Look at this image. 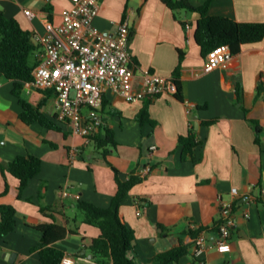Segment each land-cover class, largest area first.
I'll list each match as a JSON object with an SVG mask.
<instances>
[{
    "label": "crops",
    "instance_id": "0c3cea01",
    "mask_svg": "<svg viewBox=\"0 0 264 264\" xmlns=\"http://www.w3.org/2000/svg\"><path fill=\"white\" fill-rule=\"evenodd\" d=\"M189 1L198 8L209 0ZM71 7V0H0V12L31 36L44 35L46 21L59 26ZM26 10L33 13L31 18ZM208 15L264 23V0H212ZM126 18L137 73L148 70L174 77L183 55V101L163 95L127 103L108 91L99 133L111 132L116 145L99 149L59 123L54 94L30 83L24 84L21 98L40 106L58 130L23 123L15 82L0 75V206L16 210L15 230L0 240V264H42L34 251L42 236L36 228L52 221L69 231L54 247L75 264H97L84 240L98 238L100 231L86 225L85 217L78 220V201L108 208L116 192L115 171L127 181L148 166L151 173L120 209L123 223L135 236V264H152L158 254L180 242L188 246V255L179 264H195L197 237L191 234L202 230L209 244L219 240L222 201L233 207L231 236L224 251L207 250L203 264H264V40L243 46L228 71L206 73L207 55L195 39L199 13L172 10L162 0H101L94 25L113 36ZM146 106L151 124L142 125L137 117ZM191 133L199 145L192 156L184 157L179 140ZM20 156L39 158L41 170L19 195L18 180L2 167ZM232 189H237L236 195Z\"/></svg>",
    "mask_w": 264,
    "mask_h": 264
},
{
    "label": "built area",
    "instance_id": "2783aa9c",
    "mask_svg": "<svg viewBox=\"0 0 264 264\" xmlns=\"http://www.w3.org/2000/svg\"><path fill=\"white\" fill-rule=\"evenodd\" d=\"M71 2L72 7L62 14L59 26L46 21V33L31 36L37 51L30 84L38 91L52 92L57 102V121L90 142L104 125L100 112L108 91L127 103L175 96L176 78L160 77L148 70L135 71L130 55L133 32L127 18L119 24L115 35L108 36L94 25L101 0ZM25 14L33 16L30 10ZM186 29L190 30V26ZM233 57L228 45H219L207 54L204 70L206 73L228 71ZM150 150L155 151L156 147ZM151 171L148 166L137 176L144 178ZM236 193L237 189H232V194ZM260 196L264 200V189ZM220 212L219 240L209 244L204 235L194 240L195 264H203L201 257L209 249L224 251L227 248L234 225L232 204L222 201ZM61 264H75V261L64 257Z\"/></svg>",
    "mask_w": 264,
    "mask_h": 264
},
{
    "label": "trees",
    "instance_id": "16d2710c",
    "mask_svg": "<svg viewBox=\"0 0 264 264\" xmlns=\"http://www.w3.org/2000/svg\"><path fill=\"white\" fill-rule=\"evenodd\" d=\"M172 10H187L199 13L201 18L197 23L195 39L202 52L207 55L219 45H228L232 54L240 53L245 45L260 43L264 40V23H238L223 17H211L208 15L212 0L201 7H194L189 0H162ZM37 47L33 44L29 32L21 29L16 20L6 17L0 12V75L7 80L14 81V95L18 98L22 107L20 119L26 125L39 123L49 130H58L54 121L49 120L40 110V106L32 104L21 98L24 84L33 81L32 72L36 62H31ZM183 55H180V63L176 69L177 93L176 99L183 101L181 94L180 69ZM240 90L237 84V91ZM262 90H259V93ZM137 120L140 124H151L147 113V106L141 110ZM99 149L115 146L112 134L105 131L90 138ZM180 144L184 147V157L192 156L193 151L199 145L195 133L188 137L180 138ZM109 150H105L106 157ZM18 180L19 195L28 185L29 181L36 177L41 170V160L33 156L16 158L15 161L2 167ZM115 171V170H114ZM116 173V192L108 208H100L92 203L79 200L77 208L85 217L84 223L96 227L100 231L98 238L85 241L84 248L98 258L97 264H135L131 253L135 250V236L133 231L123 223L120 217V209L132 189L142 183L143 178L133 174L127 181L119 179ZM53 211L52 208L46 209ZM53 219L52 217H50ZM16 227V210L12 206H0V240L11 234ZM41 233V240L34 251L39 254L42 264H61L65 253L54 244L64 240L69 231L65 226L58 225L55 221L40 225L36 228ZM202 230L192 233L195 239ZM188 255V246L179 243L172 249L158 254L152 264H179Z\"/></svg>",
    "mask_w": 264,
    "mask_h": 264
},
{
    "label": "rangeland",
    "instance_id": "374dc122",
    "mask_svg": "<svg viewBox=\"0 0 264 264\" xmlns=\"http://www.w3.org/2000/svg\"><path fill=\"white\" fill-rule=\"evenodd\" d=\"M32 61H33V58L31 59V62H32ZM77 216H78V220H79V221H81V219L84 218L83 213H82L81 211H78V210H77Z\"/></svg>",
    "mask_w": 264,
    "mask_h": 264
},
{
    "label": "water",
    "instance_id": "95a60500",
    "mask_svg": "<svg viewBox=\"0 0 264 264\" xmlns=\"http://www.w3.org/2000/svg\"><path fill=\"white\" fill-rule=\"evenodd\" d=\"M83 253H85V252H83Z\"/></svg>",
    "mask_w": 264,
    "mask_h": 264
}]
</instances>
